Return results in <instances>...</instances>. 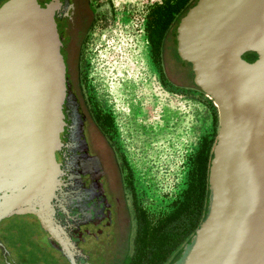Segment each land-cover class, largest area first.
<instances>
[{
    "label": "water",
    "instance_id": "water-1",
    "mask_svg": "<svg viewBox=\"0 0 264 264\" xmlns=\"http://www.w3.org/2000/svg\"><path fill=\"white\" fill-rule=\"evenodd\" d=\"M72 6L0 3V221L34 216L67 264H94L67 215L75 189L63 32L72 14L88 20ZM175 42L217 119L205 213L175 264H264V0H195ZM0 264H14L1 241Z\"/></svg>",
    "mask_w": 264,
    "mask_h": 264
},
{
    "label": "rangeland",
    "instance_id": "rangeland-1",
    "mask_svg": "<svg viewBox=\"0 0 264 264\" xmlns=\"http://www.w3.org/2000/svg\"><path fill=\"white\" fill-rule=\"evenodd\" d=\"M89 1L94 16L82 39L84 81L97 97L95 103L112 115L113 133L138 199L153 214L165 213L193 180L192 158L201 140L215 138V106L207 96L189 88L190 66L174 64L171 81L159 67L161 57L152 59L147 14L163 0ZM181 16L170 25L167 45L172 56ZM241 57L251 60L253 55L244 52ZM167 59L173 62L172 57ZM0 240L18 264L17 249L23 247L35 252L40 247L53 255L56 264H67L47 247L34 216L1 220ZM39 260L38 264L47 261L41 255Z\"/></svg>",
    "mask_w": 264,
    "mask_h": 264
},
{
    "label": "flooded vegetation",
    "instance_id": "flooded-vegetation-1",
    "mask_svg": "<svg viewBox=\"0 0 264 264\" xmlns=\"http://www.w3.org/2000/svg\"><path fill=\"white\" fill-rule=\"evenodd\" d=\"M71 1L72 9L79 5L89 19L79 25L76 15L72 14L63 32L73 108V132L68 154L75 198L67 206L69 221L74 224L72 230L83 238L80 246L94 264H175L182 247L204 216L205 190L200 188L199 199L196 188L194 195L187 196V199L182 192L170 210L161 214H153L138 199L125 157L113 133L112 115L95 103L97 97L84 81L81 46L91 27L93 6L89 0ZM170 33L169 27L156 57H161L159 67L172 81L174 64H184L176 62L170 53L171 47L167 45ZM171 57L173 62L167 59ZM192 182L197 180L194 178ZM185 200L187 204L193 203L192 211L175 222L174 213ZM8 255L13 260L9 252Z\"/></svg>",
    "mask_w": 264,
    "mask_h": 264
},
{
    "label": "trees",
    "instance_id": "trees-1",
    "mask_svg": "<svg viewBox=\"0 0 264 264\" xmlns=\"http://www.w3.org/2000/svg\"><path fill=\"white\" fill-rule=\"evenodd\" d=\"M191 0H163L160 4L155 5L150 9L147 14V40L150 45V51L152 55V59H155L156 54L160 51V45L163 41L165 33L167 29L170 27L172 22L179 16H181L182 12L186 9V6L189 7L192 5L190 4ZM174 57L176 61L179 63L186 64L190 66L188 63L181 61L177 55L174 53ZM189 77L191 81V86L189 88L196 90L203 94L192 82V72L189 70ZM215 138L213 137L211 140L202 139L200 142V147L194 154L192 158L193 165L190 171V175L197 180L196 183H193L192 180L188 183V186L184 189L183 193L186 196L191 197L194 195V189H197V194L200 193V188L205 190V194L207 196V189H206V175H207V167L209 163V159L211 157V149L214 144ZM203 181V182H202ZM201 182L203 185L200 187ZM199 199V194L198 197ZM193 203L187 204V200L181 205V208L176 209L175 211V222L178 219L182 218L184 214L188 211L191 212L193 208ZM46 244V242H45ZM47 245V244H46ZM47 247H49L47 245ZM37 252L33 251L32 249L28 250L26 248L17 249V262L20 264H38L39 263V255L45 258L46 264H56V259L49 251H45L37 247ZM50 248V247H49ZM50 250H53L50 248ZM55 251V250H53ZM14 260V259H13ZM15 264H18L15 262ZM44 263V264H45Z\"/></svg>",
    "mask_w": 264,
    "mask_h": 264
}]
</instances>
